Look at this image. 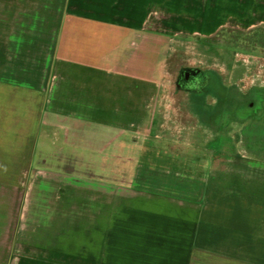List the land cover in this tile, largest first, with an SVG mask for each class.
<instances>
[{
	"label": "crops",
	"instance_id": "0c3cea01",
	"mask_svg": "<svg viewBox=\"0 0 264 264\" xmlns=\"http://www.w3.org/2000/svg\"><path fill=\"white\" fill-rule=\"evenodd\" d=\"M70 2L102 4L70 18L174 19L199 34L264 25V0ZM62 31L46 87L9 79L0 48V264H264V155L199 156L208 170L143 171L139 183L38 163L45 115L87 146L88 130L135 129L154 99L149 75L105 68L101 32Z\"/></svg>",
	"mask_w": 264,
	"mask_h": 264
},
{
	"label": "rangeland",
	"instance_id": "374dc122",
	"mask_svg": "<svg viewBox=\"0 0 264 264\" xmlns=\"http://www.w3.org/2000/svg\"><path fill=\"white\" fill-rule=\"evenodd\" d=\"M98 6L102 4L0 0V48L9 79L53 84L62 29L86 28L101 32L97 41H104L98 49L105 53V68L113 73L135 70L151 80V113L136 116L135 129L88 130L87 146L70 140L72 132L66 142L64 132L48 129L51 121L45 115L43 141L36 148L39 164L139 183L143 171L208 170V159L199 156L264 155V25L199 34L178 28L174 19L66 17L95 14ZM139 26L150 33H132ZM44 156L50 160L42 162Z\"/></svg>",
	"mask_w": 264,
	"mask_h": 264
},
{
	"label": "flooded vegetation",
	"instance_id": "af4514ba",
	"mask_svg": "<svg viewBox=\"0 0 264 264\" xmlns=\"http://www.w3.org/2000/svg\"><path fill=\"white\" fill-rule=\"evenodd\" d=\"M187 76V75H186Z\"/></svg>",
	"mask_w": 264,
	"mask_h": 264
}]
</instances>
